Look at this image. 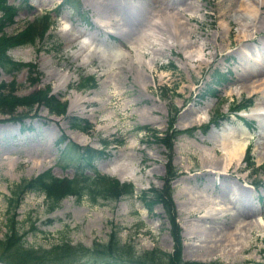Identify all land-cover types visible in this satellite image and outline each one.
<instances>
[{"label":"rangeland","instance_id":"obj_1","mask_svg":"<svg viewBox=\"0 0 264 264\" xmlns=\"http://www.w3.org/2000/svg\"><path fill=\"white\" fill-rule=\"evenodd\" d=\"M92 1L77 0L74 9L62 0H4L13 8L5 32L40 20L42 14L47 23L41 37L6 50L15 60L32 62L36 79L27 80L26 67H21L12 75L0 70V81L13 79L17 95L41 88L62 102L64 110L49 112L30 101V107L14 106L13 114L24 113L20 120L0 113V237L7 214L4 196L11 185L46 168L55 176L73 173L74 161L64 168L58 163L62 143L57 139L63 137V142L102 149L84 172L94 169L113 178L121 174V181L115 179L129 182L131 192L117 189L116 197L94 201L68 194L49 208L42 192L25 191L13 209L24 245L48 246L62 236L89 245L117 229L118 242H129L135 252L152 246L171 251L175 227L170 209L165 211L158 201L148 208L139 197L142 190L163 186L170 173L171 221L182 260L264 261V156L256 147L264 115L250 114L264 103V89L250 93L239 76L245 60L240 53L251 66L264 65V26L250 38H238L235 15L243 9L236 2L229 7L227 0H112L110 11L99 10ZM137 4H146L147 12L130 14ZM158 13L163 16L156 23L159 31ZM97 15L104 16V24ZM144 32L163 39L148 48ZM214 69L225 72L226 79L206 94ZM85 76L93 83L78 85ZM246 96L251 98L246 106L232 109ZM210 114L212 122L204 126ZM72 116L86 119L89 129L70 127ZM239 123L249 134L241 159L223 169L210 165L221 159L223 144L238 135ZM198 124L190 134L181 132ZM114 137L122 139L115 147L100 142ZM225 182L231 184L228 189L222 188ZM190 197L207 200L204 207L219 202L225 212L199 216V211L185 209ZM225 229H234L231 241L222 242Z\"/></svg>","mask_w":264,"mask_h":264},{"label":"trees","instance_id":"obj_2","mask_svg":"<svg viewBox=\"0 0 264 264\" xmlns=\"http://www.w3.org/2000/svg\"><path fill=\"white\" fill-rule=\"evenodd\" d=\"M61 4L75 9L77 0H62ZM12 9L9 5L4 4V0H0V70L5 73L13 74L21 67H26V79L34 81L36 79V71L34 64L29 61H20L13 59L6 50L13 45L33 42L35 37H41L46 26V15L42 14L41 19L28 21L21 29L7 33L3 30V26L12 21ZM44 21V22H43ZM31 71L35 75H30ZM226 79V73L214 69L211 74L210 82L206 85L204 93L211 94L213 85L221 83ZM14 80L0 81V113H7L9 118L21 119L22 114H13L15 105H26L30 107V101H36L46 107L49 112L62 113L64 110L63 103L58 102L53 95H45L41 88L34 89L31 93L17 95L13 93ZM93 83L91 76L81 78L78 83L80 86H87ZM212 88V89H211ZM245 103L249 102V98H244ZM245 103H239L240 107ZM68 125L81 131L89 129L90 123L81 117L72 116L68 121ZM144 127V125L142 126ZM190 129L182 130L190 134ZM175 133L172 132V136ZM62 139H57V143H62L58 153V163L63 168L68 166L69 161H74L76 167L73 168V173L70 177L55 176L48 169L40 171L28 178L14 183L9 188V195L4 196L6 212L4 217V230L0 237V262L4 264H222L216 260L199 261V260H182L179 256V241L175 223L171 221L172 203L170 200V188L168 177H164L165 183L160 188H150L142 190L139 193L141 200L150 208V205L155 201L161 203L165 211L169 214L170 224L175 227V242L171 251L161 250L152 246L148 250L134 251L129 242H118L115 232L117 229L109 233V236L104 241H93L89 245L80 243H71L65 237H59L55 242L48 246L27 244L24 245L22 236L16 228V220L14 219L13 209L20 201L22 194L25 191H40L49 208L57 205L58 201L65 195L72 194L76 199L81 196L86 197L89 201H94L96 197L111 198L118 195V190L123 193L131 192V184L129 182H118L115 178L99 173L92 169L91 173L84 172L85 168L92 167L91 164L97 158L102 156V149H96L89 145L78 146L71 141L63 142ZM103 146L108 143H119L118 139L100 138ZM162 140V139H161ZM164 141V140H162ZM166 146H169V141H165ZM251 164V159L247 160ZM169 169V165L167 167ZM118 189V190H117ZM256 264H264V261Z\"/></svg>","mask_w":264,"mask_h":264},{"label":"bare ground","instance_id":"obj_3","mask_svg":"<svg viewBox=\"0 0 264 264\" xmlns=\"http://www.w3.org/2000/svg\"><path fill=\"white\" fill-rule=\"evenodd\" d=\"M112 0H96V3L93 5L96 6L99 10H112L115 5H113L111 3ZM148 1V0H147ZM161 1V0H160ZM91 2H93L91 0ZM90 2V3H91ZM95 2V0H94ZM173 2V0H172ZM171 2V4H172ZM175 2V1H174ZM226 2V1H225ZM236 2L237 6H241V9H243L241 12L236 13L235 17H236V23L237 24V33H238V38L242 37L243 40L247 39V37L249 36V38L251 37V33H253L254 31H257L260 29V27L264 26V14L263 12V6H264V0H227V5L230 7V5H232V3ZM89 3V4H90ZM111 3V4H110ZM140 4V3H139ZM122 5V4H121ZM149 5V4H148ZM151 5V4H150ZM234 5V4H233ZM157 6V5H156ZM146 7L147 5L144 4L142 6H139L138 4L135 6L134 10L131 11L130 14H132L134 11L138 12V11H142L143 13L146 11ZM154 7V6H153ZM161 9V8H160ZM229 9V8H228ZM149 11V10H148ZM164 12L170 11V9L167 10H162ZM147 12V11H146ZM166 16L169 18L171 17V15L166 14ZM162 14L158 13L157 17H156V22H155V26L158 28V31L160 28V26L158 27L156 25L157 22H161L162 19ZM234 17V16H233ZM99 23L104 24V16L102 15H97L96 17ZM175 18V17H174ZM94 19V18H93ZM165 19V18H164ZM233 19V18H232ZM169 20V19H168ZM234 21V20H233ZM174 22V21H173ZM172 22V23H173ZM165 23V21H164ZM169 23V22H168ZM171 23V22H170ZM171 23V24H172ZM148 25V24H147ZM169 26V25H168ZM141 27V26H140ZM184 27V26H183ZM172 28H174V26L172 25ZM175 29V28H174ZM183 29V28H182ZM264 29V28H263ZM166 30V29H165ZM183 32V31H181ZM134 33V32H133ZM142 33V32H141ZM68 34V33H67ZM182 34V33H181ZM144 37V39L149 43L146 44L148 46V48H152V44L153 41L155 40H160L163 39V37H161L160 35L156 36V34L154 35L153 33H143L142 34ZM151 35V36H148ZM165 38V37H164ZM151 39V40H150ZM68 40V39H67ZM74 41V40H73ZM187 41V40H185ZM248 41V40H247ZM259 41V40H258ZM243 42V41H242ZM260 42V41H259ZM164 43V42H162ZM166 43V41H165ZM167 44V43H166ZM189 43H185L183 42V46H188ZM146 46V47H147ZM154 47V46H153ZM157 48V47H154ZM160 48V47H159ZM257 49V48H256ZM257 51V50H256ZM145 53V52H144ZM261 53V52H260ZM262 54V53H261ZM240 57L246 60V57L244 55V53H240ZM245 60H242L241 64V68L239 71V76L241 81L243 82V85L247 88L250 89V93L254 92V91H261L264 89V65L259 64L258 67H254L251 66V63L246 62ZM254 61V60H253ZM256 61V60H255ZM257 62V61H256ZM264 63V62H263ZM258 64V63H257ZM123 66V65H122ZM120 68V67H119ZM140 80V79H139ZM241 84V82H240ZM244 87V88H245ZM264 91V90H263ZM262 92V91H261ZM259 103V102H258ZM207 107V106H206ZM254 109L250 112L251 116L252 115H264V103H260L257 104L255 107H253ZM202 116V115H200ZM199 116V117H200ZM191 121V120H190ZM198 122V121H197ZM239 131H238V135L236 137H233L232 139H230V143L228 144L227 142L224 143V152L223 154L220 156L221 159L218 160H214L212 161L213 163L210 165H222V169L226 168L228 163L232 162L233 165L235 166L237 164V162L241 159L244 147H245V143L247 142L248 136L249 134L247 133V131L245 130L246 127L242 124L239 123ZM259 126L264 127V120H260L259 119ZM264 131H261V138L257 139V143H256V147L258 149V153L261 157L264 156ZM221 142V141H220ZM217 169V168H216ZM116 172V171H115ZM225 173V172H224ZM121 175V174H120ZM119 175V176H120ZM230 175V174H229ZM118 176V177H119ZM122 178V177H121ZM222 182V181H221ZM230 182L226 183L225 185L222 186L223 189H228L230 186ZM196 192V191H194ZM248 192V191H247ZM238 194V193H237ZM241 195H243V193H240ZM191 195V194H190ZM195 196V195H194ZM207 199V198H206ZM210 199V198H209ZM207 201V200H206ZM205 201V199H198L195 197H190V199H188L186 201V205H185V209L190 208L193 210H197L199 211L198 215L199 216H205V215H214L216 212L220 211H224V207H221L217 204H215L216 206L212 207L211 204L210 206L204 207L205 204L207 203ZM224 202H227L226 200H221ZM182 204V201H180ZM211 202V201H210ZM221 203V202H220ZM231 208V207H230ZM183 209V208H182ZM201 209V210H200ZM220 211H219V210ZM188 210V209H187ZM227 211V210H226ZM230 211V210H229ZM214 212V214H213ZM225 212V211H224ZM231 212V211H230ZM217 214V215H219ZM184 222V221H183ZM224 227V226H223ZM227 227V226H226ZM225 227V228H226ZM227 229V228H226ZM224 230V233L222 235V242L223 241H231L233 239V233L232 230L234 229H229V230Z\"/></svg>","mask_w":264,"mask_h":264}]
</instances>
